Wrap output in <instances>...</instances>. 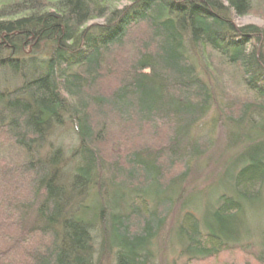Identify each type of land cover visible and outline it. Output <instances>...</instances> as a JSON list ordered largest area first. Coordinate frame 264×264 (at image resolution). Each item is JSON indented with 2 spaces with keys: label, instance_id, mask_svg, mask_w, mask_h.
Returning a JSON list of instances; mask_svg holds the SVG:
<instances>
[{
  "label": "trees",
  "instance_id": "1",
  "mask_svg": "<svg viewBox=\"0 0 264 264\" xmlns=\"http://www.w3.org/2000/svg\"><path fill=\"white\" fill-rule=\"evenodd\" d=\"M121 1L0 0V264H264V41L233 22L254 0ZM210 112L227 157L202 208L185 184Z\"/></svg>",
  "mask_w": 264,
  "mask_h": 264
},
{
  "label": "rangeland",
  "instance_id": "2",
  "mask_svg": "<svg viewBox=\"0 0 264 264\" xmlns=\"http://www.w3.org/2000/svg\"><path fill=\"white\" fill-rule=\"evenodd\" d=\"M262 1L263 0H261L260 2L259 0H254L252 3L253 8L251 9V11L241 16H235L233 22L237 27L246 26V25H253L258 27L262 31L263 41H264V5H260L261 7L258 6V3L261 4ZM126 3H127L126 0H122L119 3V5H124ZM3 80H5L9 84H13L14 79L10 76L9 73H5L3 75ZM110 85H112V83L110 82L104 84L101 87V92L102 91L105 92L106 88H111ZM233 89L235 90L233 91V93L235 95H238L239 90L235 88ZM214 92L218 96L223 95V100H226L227 96L224 93H222L220 89H218V86L214 90ZM210 113H208V115L199 123L200 125L198 126L197 132H199L201 135L206 134L209 137H211L212 140H214V146H212V149H209L207 153L204 155L205 158L200 161L201 163L199 168L197 169L195 168L190 173L185 184L186 185L185 187H187L189 191H194L193 195H191L190 202L194 199L193 201L194 206H201V207L202 206L204 207V205L208 203V201L212 202L213 199H211V195H208V193L203 194L202 190L213 184L214 180L216 179V176H218L217 177L218 181L221 179L222 176L221 167L223 165L224 160L227 157V155H225L224 153L225 151L223 150L224 139H222L221 127L217 125V123L214 121V117L212 116V113L211 114ZM60 143L67 149L71 148L75 144L74 136H72V133L68 131L67 133L61 136ZM105 146H107V144ZM217 187L218 186H216L215 188ZM252 214L254 216H249L248 220H246V223L247 225H249L250 229L252 230L256 226L257 228L258 226H261V228L263 226L264 228V213H261V215L259 216L256 215L255 212H252ZM174 215H176L175 211L171 214V217L169 218L168 222L172 221V219H175ZM13 231H14L13 229H10V231L8 232L6 231L5 233L13 234L12 233ZM2 238L0 239V247H3L7 244V243L5 244L6 241ZM2 241H4V244L2 243ZM254 243L256 242L254 241ZM254 245H251L249 249L250 251H252ZM162 249L164 250L160 251L159 253L160 255L158 257V261L160 258L161 264L163 263L170 264L171 261H175L176 264L185 263V258L179 255L178 249L172 251L170 249L169 250L165 249V246ZM254 251H256V249H254ZM7 258L8 261L12 262L14 261L13 258L16 259L19 258V254L12 253ZM102 263L111 264L110 261L108 262L107 260H103ZM189 264H257V263L255 262L251 254L246 253L245 251L234 250L233 252L222 253L215 258H210L200 261H192Z\"/></svg>",
  "mask_w": 264,
  "mask_h": 264
},
{
  "label": "bare ground",
  "instance_id": "3",
  "mask_svg": "<svg viewBox=\"0 0 264 264\" xmlns=\"http://www.w3.org/2000/svg\"><path fill=\"white\" fill-rule=\"evenodd\" d=\"M211 114V113H210ZM65 123V122H64ZM70 124L68 122H66L64 124V128H57L56 131L57 133H53V135L49 138V141L52 142L54 144V146H62L64 148L65 151V156H67V153L69 152V148L67 149L66 147H64L61 143H60V139L61 136L65 133H67L70 130ZM60 136V137H59ZM59 140V141H58Z\"/></svg>",
  "mask_w": 264,
  "mask_h": 264
}]
</instances>
